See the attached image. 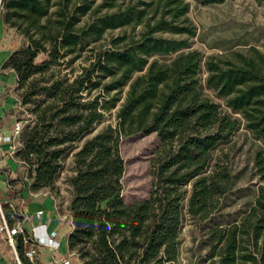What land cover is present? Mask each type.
Masks as SVG:
<instances>
[{
    "label": "trees",
    "instance_id": "trees-1",
    "mask_svg": "<svg viewBox=\"0 0 264 264\" xmlns=\"http://www.w3.org/2000/svg\"><path fill=\"white\" fill-rule=\"evenodd\" d=\"M0 6L4 24L24 41L1 69L14 72L20 104L32 116L15 157L33 192L58 195V177L67 170L70 252L87 256L109 190L115 136L154 135L160 146L148 195L129 203L114 197L101 210L118 263L175 264L183 229L192 224L202 230L212 264H264V52L250 46L218 57L193 49L197 28L187 0H0ZM39 54L45 59L36 63ZM240 130L260 144L251 173L258 185L242 212L221 221L227 197L243 189L221 146ZM8 185L7 195L19 198L23 180ZM17 248L22 263L31 264L20 238Z\"/></svg>",
    "mask_w": 264,
    "mask_h": 264
},
{
    "label": "rangeland",
    "instance_id": "rangeland-1",
    "mask_svg": "<svg viewBox=\"0 0 264 264\" xmlns=\"http://www.w3.org/2000/svg\"><path fill=\"white\" fill-rule=\"evenodd\" d=\"M190 4L188 17L197 28V36L193 39L192 48L201 51L205 56L230 57L232 52L246 53L250 46L264 52V2L257 4L254 0H225L223 3L202 6L193 0H187ZM3 10L0 6V75L4 79V90L0 94V107L5 115L12 116L23 125L31 122V114L22 106L16 91V76L10 69H1L2 63L7 57L23 44V39L13 29L7 27L2 20ZM86 19H84L85 21ZM166 36V35H165ZM45 56L39 54L35 62L39 63ZM203 92L215 101L212 93L203 87ZM3 100V101H2ZM112 121L105 120L102 124ZM260 144L244 130L234 135L229 145L221 148L229 150L233 159V169L239 172V184L242 191L230 194L225 202L221 221H229L235 215L245 209L244 203L253 199L258 185L252 176V154ZM160 146L154 135L121 138L116 135L113 140L112 162L110 176L108 178L109 190L105 195L100 209L96 212V225L94 234L86 243L84 258L79 252L74 251L71 256V264H119L113 248L107 239V226L103 223L101 215L105 202L121 197L124 202L145 198L151 188L152 158ZM218 152L216 151L215 154ZM69 160L66 159V167ZM18 168L17 177L26 178L25 192L29 189L30 179L26 168ZM67 170L64 169L57 182H61L63 195H66L64 182ZM250 176V178H249ZM249 178V181L246 179ZM59 195V193H58ZM60 206L64 204V196L59 197ZM63 211H61L62 213ZM65 212L60 215L59 225L67 230L69 223ZM64 216V217H63ZM63 243L59 253L66 251ZM209 246L206 238L196 225L186 224L181 236L179 255L175 264H212L209 257Z\"/></svg>",
    "mask_w": 264,
    "mask_h": 264
},
{
    "label": "built area",
    "instance_id": "built-area-1",
    "mask_svg": "<svg viewBox=\"0 0 264 264\" xmlns=\"http://www.w3.org/2000/svg\"><path fill=\"white\" fill-rule=\"evenodd\" d=\"M11 118H13L11 116ZM23 124L15 120L9 131L4 132L0 126V146L7 145V149L0 153L10 158L15 157L16 151L21 147L20 135ZM21 164V162L17 159ZM22 165V164H21ZM3 187L7 192L8 181H3ZM44 210H37L36 217H42ZM24 247V255L31 264H43L39 255L43 249L49 252V260L46 264H71L72 253H59L60 241L58 231L47 230L45 223L33 224V217L25 209L24 204L6 195L0 189V239L7 245L10 256L5 264H23L18 252V240Z\"/></svg>",
    "mask_w": 264,
    "mask_h": 264
},
{
    "label": "crops",
    "instance_id": "crops-1",
    "mask_svg": "<svg viewBox=\"0 0 264 264\" xmlns=\"http://www.w3.org/2000/svg\"><path fill=\"white\" fill-rule=\"evenodd\" d=\"M4 90V79L2 75H0V94ZM1 101V99H0ZM3 101V100H2ZM2 107H0V126L4 132H7L11 129L13 122L11 120L13 118L10 117V115H5L4 112L1 110ZM7 149V145H1L0 150L4 151ZM14 166H19L20 168H24L17 159H12L7 155H3L0 153V189L2 192H4L7 195V192L5 191V188L3 187V181H8V179H15L17 178V172L20 170L15 169ZM23 180L24 184L26 185V178L19 177ZM62 183L57 182L56 187L58 188L59 195L54 194L52 191L48 189H42L37 192L33 191H27L28 195L32 196L30 198L29 196H26L25 187L21 192V195L19 198H16L15 200L19 203L24 204L25 209L28 211L30 215L33 217V224L38 223H45L47 225V230H56L58 231V239L60 241V246L63 245V243L66 245V251H63L62 254L68 253V248L66 244L67 235L72 229L71 224V218L68 214L67 205L70 200V187L66 185V195H63ZM64 196V204L59 205V197ZM37 210H44V215L42 217H36L35 213ZM61 211L65 212L64 216L68 218V229L63 230L59 227L61 223L60 215H62ZM63 216V217H64ZM10 256L9 249L7 245L3 242V240L0 239V264H5L8 257ZM39 260L41 263L46 264V262L49 260V252L47 249H43L39 255Z\"/></svg>",
    "mask_w": 264,
    "mask_h": 264
}]
</instances>
